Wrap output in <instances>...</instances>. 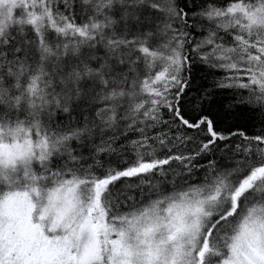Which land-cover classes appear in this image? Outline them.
Here are the masks:
<instances>
[{"label": "snow or ice", "instance_id": "1", "mask_svg": "<svg viewBox=\"0 0 264 264\" xmlns=\"http://www.w3.org/2000/svg\"><path fill=\"white\" fill-rule=\"evenodd\" d=\"M0 264H264V0H0Z\"/></svg>", "mask_w": 264, "mask_h": 264}]
</instances>
